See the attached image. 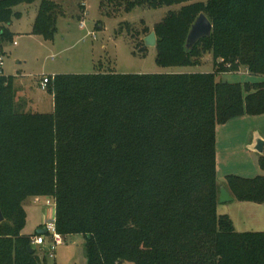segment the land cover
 Returning a JSON list of instances; mask_svg holds the SVG:
<instances>
[{"label": "trees", "instance_id": "trees-1", "mask_svg": "<svg viewBox=\"0 0 264 264\" xmlns=\"http://www.w3.org/2000/svg\"><path fill=\"white\" fill-rule=\"evenodd\" d=\"M0 0L1 45L21 3ZM116 9L169 12L154 31L158 65L212 72L57 74L52 112L19 111L14 76L0 73V264H41L24 202L48 196L58 232L83 234L88 264H264V232L237 231L218 214L217 127L264 114V79L218 80L245 66L264 77V0H107ZM205 13L210 37L186 48ZM61 5L41 0L35 31L54 35ZM145 45V44H144ZM3 55V54H2ZM264 156V154H262ZM234 199L258 200L264 176H226ZM36 235H39L38 233Z\"/></svg>", "mask_w": 264, "mask_h": 264}, {"label": "rangeland", "instance_id": "rangeland-1", "mask_svg": "<svg viewBox=\"0 0 264 264\" xmlns=\"http://www.w3.org/2000/svg\"><path fill=\"white\" fill-rule=\"evenodd\" d=\"M61 5L56 31L47 37L35 31L41 0L21 3L14 10L9 37L1 45L3 69L14 76L19 111L52 112L54 95L42 88L44 76L57 74H90L114 71L123 74L212 72L214 58L200 45L198 65L162 67L156 61L157 47H146L144 37L169 12L179 11L183 4L161 8L136 7L132 11L116 9L107 0H53ZM207 3L208 0H202ZM83 21L84 26H81ZM229 82L261 81L264 77L250 74L245 66L218 75ZM259 133L264 139V114L233 118L217 127V180L226 185V176L236 174L246 178L264 176V156L250 145ZM52 198L32 196L25 202L26 225L23 233L36 236L50 219ZM218 214H228L240 232H264V195L258 200L234 199L220 203ZM52 217L54 215L52 214ZM54 251L45 250L54 244L45 234V243L34 248L41 264H88L85 237L72 234L63 237ZM124 264H133L126 262Z\"/></svg>", "mask_w": 264, "mask_h": 264}, {"label": "water", "instance_id": "water-1", "mask_svg": "<svg viewBox=\"0 0 264 264\" xmlns=\"http://www.w3.org/2000/svg\"><path fill=\"white\" fill-rule=\"evenodd\" d=\"M214 25L212 21L208 18V16L205 13H201L193 23L189 34L187 36L186 40V48L188 50H192L196 44L201 41L205 37H210L213 32ZM144 44L146 47H156L157 46V35L155 31H152L147 36L144 37ZM224 82L227 81L226 78L223 79ZM255 139L253 140L252 144L250 145V148L260 154H264V139L259 136V133L257 132L255 134ZM234 200V196L231 194V192L225 187H220V195H219V202L220 203H226ZM5 220V215L2 211V208L0 206V223H2ZM38 234H46L47 229L41 228L37 231ZM31 252L35 251L34 247L29 248ZM45 250H48V248L45 247Z\"/></svg>", "mask_w": 264, "mask_h": 264}, {"label": "built area", "instance_id": "built-area-1", "mask_svg": "<svg viewBox=\"0 0 264 264\" xmlns=\"http://www.w3.org/2000/svg\"><path fill=\"white\" fill-rule=\"evenodd\" d=\"M81 26H84L83 21L81 22ZM1 67H3V55L0 54V73H1ZM51 77L50 76H44L42 80V88L46 89L48 87V83L50 81ZM48 205H51L53 209H51L52 214L54 217H52V214L50 216V219L45 223V228L47 229V233L53 240V245L51 248L48 250L49 251H54L55 246L60 245L63 243L64 238L63 236L58 232L57 227H56V218H55V205L52 203L51 200L47 201ZM32 244H44L45 243V234H39L36 235L32 238L31 240Z\"/></svg>", "mask_w": 264, "mask_h": 264}, {"label": "crops", "instance_id": "crops-1", "mask_svg": "<svg viewBox=\"0 0 264 264\" xmlns=\"http://www.w3.org/2000/svg\"><path fill=\"white\" fill-rule=\"evenodd\" d=\"M3 68V67H2ZM3 72H4V69H3ZM5 73V72H4ZM45 225V224H44ZM47 248V247H46Z\"/></svg>", "mask_w": 264, "mask_h": 264}]
</instances>
